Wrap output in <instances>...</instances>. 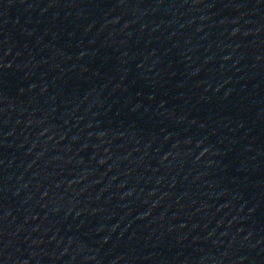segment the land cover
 Here are the masks:
<instances>
[{
	"label": "water",
	"instance_id": "obj_1",
	"mask_svg": "<svg viewBox=\"0 0 264 264\" xmlns=\"http://www.w3.org/2000/svg\"><path fill=\"white\" fill-rule=\"evenodd\" d=\"M0 264H264V0H0Z\"/></svg>",
	"mask_w": 264,
	"mask_h": 264
}]
</instances>
